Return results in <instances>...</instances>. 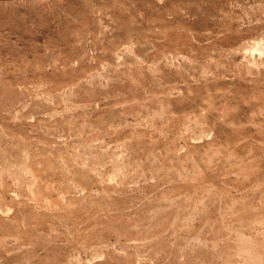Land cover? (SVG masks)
Listing matches in <instances>:
<instances>
[{"label": "rangeland", "instance_id": "rangeland-1", "mask_svg": "<svg viewBox=\"0 0 264 264\" xmlns=\"http://www.w3.org/2000/svg\"><path fill=\"white\" fill-rule=\"evenodd\" d=\"M0 264H264V0H0Z\"/></svg>", "mask_w": 264, "mask_h": 264}]
</instances>
